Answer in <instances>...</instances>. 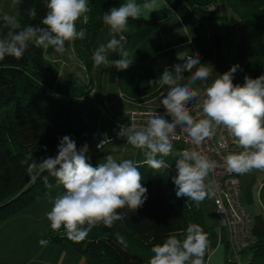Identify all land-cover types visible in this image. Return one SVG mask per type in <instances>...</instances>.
<instances>
[{
    "label": "clouds",
    "instance_id": "1",
    "mask_svg": "<svg viewBox=\"0 0 264 264\" xmlns=\"http://www.w3.org/2000/svg\"><path fill=\"white\" fill-rule=\"evenodd\" d=\"M22 3L23 0H11L10 7L16 9ZM45 6L43 26L22 25L17 13H0V61L9 56L22 59L30 47L41 48L45 54L50 48L63 54L66 44L85 38V30L78 29L77 23L81 18L85 24L88 22V0H45ZM166 7L167 3L162 5L161 0H125L119 7L105 11L102 22L108 28L109 39L94 50V64L127 69L132 63L124 36L129 20H140L145 13ZM27 14L35 17L36 10L29 9ZM113 53L121 59H109ZM177 58L184 62L165 67L158 79L149 81L160 88L167 86L166 94L160 98L163 114L149 113L142 127L135 123L119 125L117 137L139 150L143 162L153 170L169 168L165 158L172 156L176 196L190 199L198 207L216 195V181L209 177L217 168V161L210 159L202 146L216 138L219 130H226L240 149L223 156L227 172L244 175L264 171V74L257 78L245 75L243 84H239L234 83L238 64L212 78L213 67L201 63L199 53H185ZM185 72L190 75L185 76ZM180 134H184L190 147L174 151V141L181 138ZM216 143L220 149L227 148L224 135ZM88 152L87 143L78 148L76 141L65 135L59 138L55 156L37 160L29 152L20 162L33 183L42 179L51 188L49 177H54L56 185L62 187L61 193L49 196L52 206L45 216L51 230L63 228L66 237L74 242L84 240L100 225L112 228L125 219L126 213L121 210L135 212L147 200L148 190L132 159L118 161L109 154L103 163L93 166ZM116 239L123 243L125 238L116 233ZM48 243L46 239L39 241L41 246ZM208 247L203 228L190 223L182 239L169 233L162 243L154 244L147 264H205Z\"/></svg>",
    "mask_w": 264,
    "mask_h": 264
},
{
    "label": "trees",
    "instance_id": "2",
    "mask_svg": "<svg viewBox=\"0 0 264 264\" xmlns=\"http://www.w3.org/2000/svg\"><path fill=\"white\" fill-rule=\"evenodd\" d=\"M179 14L194 31L200 49V60L207 59L215 50L219 56L223 49L221 36L207 34L211 21L226 20L214 7L221 1L231 10L238 21L239 41L236 47L235 63L239 72L257 78L264 74V0H170ZM125 0H88L90 11L86 13L88 22L83 18L77 23L78 29L85 30V38L73 42L75 54L86 63L90 86L94 81L95 64L92 60L93 48L105 25L102 16L111 7H119ZM36 10V16L27 14L29 9ZM214 8V9H212ZM22 25L43 26L41 20L47 9L45 0H23L18 6ZM158 23L142 17L129 20L125 48L139 46L155 34ZM71 43L66 44L63 54L51 48L45 54L43 49L30 47L22 59L6 57L0 61V223L15 217L40 200L50 189L56 187L54 177H49L51 188L42 179L33 183L20 162L27 153L39 160L57 154L59 138L72 137L77 147L93 142L94 129L73 108V94L80 93L78 86L70 87L63 81L50 59L63 58ZM112 60L121 59L115 53ZM122 70L117 68L110 75L112 83H118L121 94L132 100L152 101L158 85L146 89L124 87ZM45 146L47 151H45ZM99 151V150H98ZM89 163L91 160L89 159ZM92 164V163H91ZM94 166V164H92ZM142 184L147 188V200L135 212L127 209L125 219L117 221L112 228L100 225L80 242L69 240L65 232L59 236H48L56 245H70L81 254L87 264H147L150 249L162 243L169 233L183 238L190 223L199 224L209 239L211 246L212 229L207 225L201 208L187 198L176 196L172 176L176 174L175 165L171 168L153 170L146 164H139ZM263 211L254 219L253 233L255 244L243 255L249 257V264H264V186L260 192ZM116 233L121 234L124 242H118ZM207 249V250H208ZM208 259L206 251L204 260Z\"/></svg>",
    "mask_w": 264,
    "mask_h": 264
},
{
    "label": "rangeland",
    "instance_id": "3",
    "mask_svg": "<svg viewBox=\"0 0 264 264\" xmlns=\"http://www.w3.org/2000/svg\"><path fill=\"white\" fill-rule=\"evenodd\" d=\"M11 0H0V13L14 12L19 16L18 7L12 9L10 7ZM220 15L226 17V20H217L209 22L206 32L211 35L221 36L223 49L220 55L213 50L207 59L203 58L201 63H208L213 67L212 78L216 74H223L228 71L235 63L236 47L239 41L238 27L235 14L229 10L221 1L214 7ZM212 8V9H214ZM264 36V21H263ZM195 50L188 51L189 54L199 53L201 49L192 37ZM109 39L108 28L104 27L99 36L93 52L100 43H104ZM129 58L132 59L131 65L122 70L124 87L135 89H146L151 87L149 81L159 78L162 74L161 63H151V52L147 46L140 44L129 49ZM185 54V53H184ZM183 54V55H184ZM110 55L109 59H111ZM53 66L62 77L63 81L69 82V88L77 87L80 93L85 94L89 88L91 92L85 95L76 96L73 94V108L78 112L94 129L93 142L89 145L88 156L91 163L97 166L104 162L107 155H113L118 161L122 159H132L137 165L145 164L143 155L139 150L134 149L126 143L123 138L117 137L115 126L125 125L130 122L131 105L126 100L121 99V89L118 83H112L110 79L111 73L115 66L106 67L104 65L96 66L93 71V85L90 86V77L87 73L86 63L79 58L74 52L73 42L71 43L67 53L63 58L50 59ZM112 60V59H111ZM185 76L190 73L185 72ZM210 82V81H209ZM244 75L239 70L234 74V83L243 84ZM73 92L74 90L70 88ZM152 99V103L160 106V98L166 94L167 86L156 88L161 90ZM108 104V112L111 120L100 117L97 109L102 103ZM109 139L108 143L102 150H97L96 146ZM180 150V147L174 146V151ZM169 164V168L175 165L172 156L165 158ZM243 194L242 200L244 207L249 214L255 219L263 211V202L260 192L264 186V171L254 170L241 177ZM63 191L62 187L56 186L50 189L40 200L35 202L27 209L20 212L15 217L7 219L0 223V264H87L85 258L77 253L70 245H56L49 241L48 236L51 233L56 237L63 233L64 229L53 231L50 228V222L46 219L45 213L50 211L51 204L49 196H55ZM201 208L205 215L207 225L212 229L211 246L207 250L208 259L204 260L205 264H230L231 258L226 247V232L221 228L215 218L214 205L212 199H205L201 204ZM46 239L49 243L41 246L39 241ZM219 242H223L219 246ZM230 252V250H229ZM249 257L242 255L240 264H249Z\"/></svg>",
    "mask_w": 264,
    "mask_h": 264
},
{
    "label": "built area",
    "instance_id": "4",
    "mask_svg": "<svg viewBox=\"0 0 264 264\" xmlns=\"http://www.w3.org/2000/svg\"><path fill=\"white\" fill-rule=\"evenodd\" d=\"M120 95L121 99L129 102L132 107L128 125L135 123L138 127H142L149 118V113L157 111L163 114L164 112L162 106H156L152 101L132 100L126 98L123 94ZM97 109L102 119L107 118L111 120L108 112L109 106L106 102L99 105ZM115 129L118 132L120 130L119 126H115ZM180 135L181 138L174 141V146L178 145L180 149L190 147V145L185 143L184 134ZM220 135H224L227 138V148L225 149H220L216 143ZM110 142L112 141L109 139L100 142L98 145L102 144V147L98 148L96 146L97 150H102ZM202 147L210 159L217 161L218 166L209 177L210 179H214L217 185L216 195L212 198L215 218L221 227L227 229L229 234L230 264H240L243 253L250 249L256 241L253 233L254 219L243 204L242 175L227 172L223 164V156L228 151H239L240 149L236 148L231 138L227 136L226 130L223 129L218 131L216 138L205 142Z\"/></svg>",
    "mask_w": 264,
    "mask_h": 264
},
{
    "label": "crops",
    "instance_id": "5",
    "mask_svg": "<svg viewBox=\"0 0 264 264\" xmlns=\"http://www.w3.org/2000/svg\"><path fill=\"white\" fill-rule=\"evenodd\" d=\"M138 2H142V0H138ZM164 3H167L168 7L162 8L160 11L145 13L143 16L158 23L155 34L144 43L151 52L150 62L161 63L163 70L165 67L172 68L173 65L182 64L184 61L178 59V55L182 56L188 51L195 50L192 41L193 29L179 14L170 0H161V4ZM236 23H238L237 20ZM223 230L226 232V247L229 249V234L226 228H223ZM218 244L220 246L223 242ZM228 253H230L229 250Z\"/></svg>",
    "mask_w": 264,
    "mask_h": 264
}]
</instances>
